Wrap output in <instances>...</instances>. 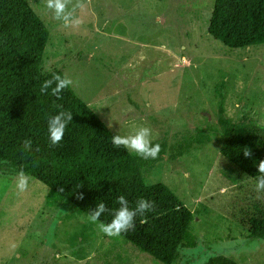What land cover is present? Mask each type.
I'll return each instance as SVG.
<instances>
[{"label": "rangeland", "instance_id": "374dc122", "mask_svg": "<svg viewBox=\"0 0 264 264\" xmlns=\"http://www.w3.org/2000/svg\"><path fill=\"white\" fill-rule=\"evenodd\" d=\"M27 1L50 31L42 74L72 78L107 126L111 118L112 132L150 126L153 143L169 146L188 132L210 136L211 143L178 159L168 152L140 174L196 213V246L181 247L176 264L215 256L264 264V241L249 237L250 220L264 215V192L222 156L219 113L222 105L233 123L264 128V45L230 49L216 41L209 34L216 0H83L75 28L53 21L41 0ZM0 264L161 263L121 236H104L38 180L30 177L21 193L16 176L0 175Z\"/></svg>", "mask_w": 264, "mask_h": 264}, {"label": "trees", "instance_id": "16d2710c", "mask_svg": "<svg viewBox=\"0 0 264 264\" xmlns=\"http://www.w3.org/2000/svg\"><path fill=\"white\" fill-rule=\"evenodd\" d=\"M209 34L230 49L264 45V0H216ZM49 37L47 25L27 0H0V175L17 176L22 169L87 215L99 202L109 210L117 208L120 195L130 206L141 197L152 201L155 211L138 216L135 229L121 237L161 264H176L181 247L196 246L190 230L196 213L167 185H148L140 174L155 168L168 152L178 159L211 143L210 136L199 130L171 146L166 140L158 142L161 152L156 159L115 148V133L72 87L60 99L41 94V84L52 73L65 75L60 70L41 72ZM61 109L72 112L73 121L59 145L51 146L47 122ZM219 113L226 134L222 156L256 182L258 163L264 160V128L254 121L233 123L222 105ZM29 138L33 147L26 152L22 141ZM245 151L251 155L245 157ZM80 194L82 200L77 199ZM111 218L106 212L100 221ZM250 225L249 237L264 241V215L253 217ZM205 264L237 263L215 256Z\"/></svg>", "mask_w": 264, "mask_h": 264}, {"label": "clouds", "instance_id": "9594fccd", "mask_svg": "<svg viewBox=\"0 0 264 264\" xmlns=\"http://www.w3.org/2000/svg\"><path fill=\"white\" fill-rule=\"evenodd\" d=\"M43 7L50 13L53 21L59 22L65 28L78 27L83 21L76 16V10L84 7L83 0H41ZM49 69L45 65L44 71ZM74 81L68 75L52 73L50 79H46L40 87L42 95H51L57 99L65 89L74 86ZM60 107V106H58ZM73 121V114L67 110H60L57 114L51 116L47 122L48 139L51 146H57L62 141L66 128ZM112 120L110 118L108 127L111 128ZM153 130L150 126L140 125L135 131L127 135L115 134L111 137V142L115 148H124L135 154L141 159H156L161 152L159 143H153ZM33 142L29 139L22 141V149L26 152L32 151ZM39 151V148L35 149ZM251 155L250 151H245L244 156ZM258 173L256 177L254 190L257 193L264 192V160L258 163ZM30 177L21 169L16 176V188L23 193L28 189ZM63 191V189H61ZM77 199H83V195L77 196ZM119 205L115 209L109 210L105 203L99 202L95 208L91 209L87 215L89 223L96 224L99 232L106 237H119L130 230L135 229V221L138 216L144 217L148 212L155 211V204L146 199L139 198L134 206H130L129 201L124 195L117 198ZM108 212L111 220L107 223L100 221L102 215Z\"/></svg>", "mask_w": 264, "mask_h": 264}, {"label": "crops", "instance_id": "0c3cea01", "mask_svg": "<svg viewBox=\"0 0 264 264\" xmlns=\"http://www.w3.org/2000/svg\"><path fill=\"white\" fill-rule=\"evenodd\" d=\"M162 47V46H161Z\"/></svg>", "mask_w": 264, "mask_h": 264}]
</instances>
